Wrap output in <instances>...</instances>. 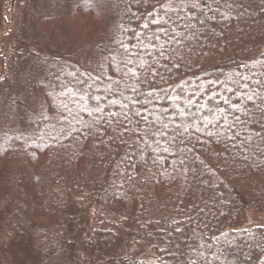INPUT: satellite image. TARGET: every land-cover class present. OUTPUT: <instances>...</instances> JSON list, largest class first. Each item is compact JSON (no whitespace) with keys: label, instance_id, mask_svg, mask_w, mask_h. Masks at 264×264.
Masks as SVG:
<instances>
[{"label":"trees","instance_id":"16d2710c","mask_svg":"<svg viewBox=\"0 0 264 264\" xmlns=\"http://www.w3.org/2000/svg\"><path fill=\"white\" fill-rule=\"evenodd\" d=\"M22 22L0 196L16 181L47 230L64 182L184 264H264V0H27Z\"/></svg>","mask_w":264,"mask_h":264},{"label":"rangeland","instance_id":"374dc122","mask_svg":"<svg viewBox=\"0 0 264 264\" xmlns=\"http://www.w3.org/2000/svg\"><path fill=\"white\" fill-rule=\"evenodd\" d=\"M26 1L0 0V104L14 94L4 79L9 67L16 64L19 47L24 45L20 35L31 37L30 32L23 34ZM18 192L15 181L11 197L0 196V264H133L136 260L144 264H184L179 246L158 242V231L163 227L156 221L137 214L129 222L107 219L94 203L71 194L62 182L56 190V201L65 217H57L55 225L47 230L34 228L44 221L28 217L26 203L15 198ZM244 227H264V213L249 208ZM99 253L102 255L97 259Z\"/></svg>","mask_w":264,"mask_h":264},{"label":"snow or ice","instance_id":"6c2138e0","mask_svg":"<svg viewBox=\"0 0 264 264\" xmlns=\"http://www.w3.org/2000/svg\"><path fill=\"white\" fill-rule=\"evenodd\" d=\"M146 26V25H145ZM81 99H83V97H81ZM249 99H251V97H249ZM225 103H227V101H225ZM211 110V109H210ZM139 113H137V115H138Z\"/></svg>","mask_w":264,"mask_h":264}]
</instances>
